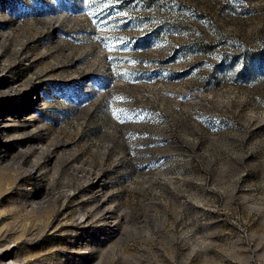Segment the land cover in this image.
<instances>
[{
	"label": "rangeland",
	"instance_id": "rangeland-1",
	"mask_svg": "<svg viewBox=\"0 0 264 264\" xmlns=\"http://www.w3.org/2000/svg\"><path fill=\"white\" fill-rule=\"evenodd\" d=\"M0 264H264V0H0Z\"/></svg>",
	"mask_w": 264,
	"mask_h": 264
}]
</instances>
